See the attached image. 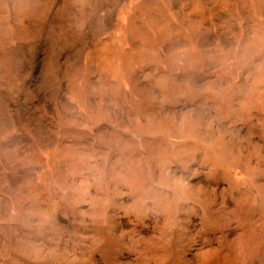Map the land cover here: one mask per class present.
<instances>
[{
	"label": "rangeland",
	"instance_id": "rangeland-1",
	"mask_svg": "<svg viewBox=\"0 0 264 264\" xmlns=\"http://www.w3.org/2000/svg\"><path fill=\"white\" fill-rule=\"evenodd\" d=\"M0 264H264V0H0Z\"/></svg>",
	"mask_w": 264,
	"mask_h": 264
}]
</instances>
